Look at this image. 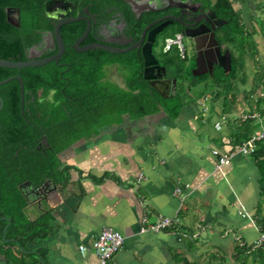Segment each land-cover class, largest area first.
I'll return each instance as SVG.
<instances>
[{
	"label": "crops",
	"instance_id": "0c3cea01",
	"mask_svg": "<svg viewBox=\"0 0 264 264\" xmlns=\"http://www.w3.org/2000/svg\"><path fill=\"white\" fill-rule=\"evenodd\" d=\"M228 1L257 47L250 59L248 77L253 80L264 67V0ZM241 84L230 92L228 104L202 103L201 95L181 102L174 118L162 111L142 119L124 116L128 119L116 133L82 138L60 151L56 161L59 169L69 167V193L56 190L50 202L28 205L29 218L45 215L51 228L29 249L41 248L46 264H98L90 244L105 227L125 238L106 264H235L231 256L237 246L263 248L255 243L264 234L257 223L264 218V205L252 159L236 154L218 168V157L211 153L236 150L235 130L242 127L228 118L233 112L240 122L258 114L251 131L264 128V110L245 100ZM181 184L196 190L181 200L173 194ZM57 185L63 188V182ZM161 217L170 218L172 227L151 231ZM181 230L197 237H183ZM252 254L255 261L259 251Z\"/></svg>",
	"mask_w": 264,
	"mask_h": 264
},
{
	"label": "flooded vegetation",
	"instance_id": "af4514ba",
	"mask_svg": "<svg viewBox=\"0 0 264 264\" xmlns=\"http://www.w3.org/2000/svg\"><path fill=\"white\" fill-rule=\"evenodd\" d=\"M234 13L231 3L228 8L221 0H0V42L18 35L23 44L21 55L1 58L6 53L0 52V59L25 62L58 56L38 66L42 76L53 68L52 88L47 94L42 88L39 94L42 102L55 107L59 120L55 128L60 130L63 116L74 120L86 110L89 124L81 130L86 136L101 137L116 133L124 118L119 111L125 104L138 105L141 91L152 100L159 96V102L168 105L187 101L201 91L203 103H213L208 91L214 96L223 91L235 65L232 31L238 36L242 30L239 39L249 33L242 15L239 20ZM247 46L240 47L245 51L244 67ZM226 53L227 72L221 65H226ZM14 76L21 78L16 73L0 82ZM246 76L243 85L249 80ZM162 84L168 85L166 91ZM159 88L166 98L160 96ZM124 93L132 94L133 101H125ZM24 109L23 105L22 113ZM110 110H117V116L108 125ZM38 118L37 130L43 134L36 150L48 157L55 146L44 134L49 128L45 127L47 117L40 113ZM65 169L69 173L68 166L60 170ZM64 180L63 188L55 182L47 191L69 193V174ZM31 184L32 188L20 190L37 205L41 195L34 196L32 191L42 184Z\"/></svg>",
	"mask_w": 264,
	"mask_h": 264
},
{
	"label": "trees",
	"instance_id": "16d2710c",
	"mask_svg": "<svg viewBox=\"0 0 264 264\" xmlns=\"http://www.w3.org/2000/svg\"><path fill=\"white\" fill-rule=\"evenodd\" d=\"M221 2L230 8L228 0H221ZM234 16L241 20L240 14L234 13ZM241 33L242 30H240ZM249 35L252 33H248ZM252 44L254 46L252 53L253 56H256L258 54L256 44L254 42ZM22 50L23 44L18 35L3 44L0 42V52L6 53L1 58H6L7 55H21ZM52 71L51 67L48 75L42 76L40 67L20 70L0 68V80L12 74H20L24 88L25 108L22 113L19 84L16 80H11L0 86V97L3 100V108L0 111V257L4 259V264H46V254L41 248L36 250L29 248L48 236L51 229L50 221L47 216L40 214L34 219L29 218L26 213L28 203L19 185L24 181L41 185L48 178L54 179L55 182H66L64 178H68L67 169H58L57 154L74 142L89 137L85 135V131L81 130L82 126L89 124L86 110H81L80 115H77L74 120L69 119L67 115L63 116L60 130L55 128L59 122L55 107L53 104H48L49 102H42L39 94V90L42 88H44L45 94L52 88L54 78ZM263 79L264 76H261L259 82ZM124 100L133 101V95L124 93ZM138 100L139 103L135 107L125 104L119 114L132 119H142L162 111L170 118H174L181 107V102L173 106L159 102L161 100L159 96H155V99L152 100L143 91L140 92ZM261 100L259 99V101ZM40 113H44L47 117L48 122L45 127L49 126L44 134L47 135L49 143L55 146L54 153L48 157L36 150V144L43 134L37 130ZM116 113L117 110H110L107 114L108 118L117 116ZM253 120L254 118L245 119L241 124L242 128L238 127L235 130L234 142L236 144H241L249 137L252 132L249 125ZM248 156L252 159L256 169L263 207L264 142L256 143L254 152ZM4 218L10 219L9 225ZM257 223L260 232L264 233L262 232L264 231V218L258 220ZM5 227L7 229L3 234ZM262 247L256 250L251 246H237L231 259L235 264H249L251 254L254 251H259L258 258L254 260L261 261L264 259V245ZM40 258L44 260V263H41Z\"/></svg>",
	"mask_w": 264,
	"mask_h": 264
},
{
	"label": "built area",
	"instance_id": "2783aa9c",
	"mask_svg": "<svg viewBox=\"0 0 264 264\" xmlns=\"http://www.w3.org/2000/svg\"><path fill=\"white\" fill-rule=\"evenodd\" d=\"M246 118H257V115L252 114ZM258 142H264V128L256 129L252 131L249 137L239 144L234 151V153L219 155V152L216 149L211 151L212 155L218 157V168L226 166L230 163L231 158L236 154L250 155L255 150V144ZM142 177L139 176L140 180ZM196 189L195 187L190 186L189 184L176 185L173 190V194L180 197L181 200L184 197L190 195ZM173 223L170 219L161 217L154 226H151L149 229L153 232H162L169 230L172 227ZM180 235L188 238H195L197 235L189 233L187 231H180ZM124 236L117 230L111 227L103 228L97 237L91 242L90 248L94 251L95 255L98 257V264H106L107 261L112 258L123 246ZM256 244H264V234L259 236V239L255 242ZM86 250L85 246H79V251L84 252Z\"/></svg>",
	"mask_w": 264,
	"mask_h": 264
},
{
	"label": "rangeland",
	"instance_id": "374dc122",
	"mask_svg": "<svg viewBox=\"0 0 264 264\" xmlns=\"http://www.w3.org/2000/svg\"><path fill=\"white\" fill-rule=\"evenodd\" d=\"M262 26V23L259 24V28ZM232 31V30H230ZM239 31L240 29L238 30V36H239ZM249 31V30H248ZM232 36H235V49L237 51V54H235V65H234V68H233V71L229 77V79H227L226 81V85H222L223 86V91H219L218 92V95H213V91H208L210 95V99L212 100V102H217V103H220L222 102L223 100H225L228 104V102L230 100H232V94H230L231 91L234 90L235 87H237V84H241L242 88L245 89L247 91V93L245 92L244 93V98L246 97L245 100H247V102L249 104H251L252 107H255L257 106L259 111L261 112V110H264V79L262 80V83L259 82V78L261 76H264V67H262L260 65V67L263 69L262 72L263 74L261 73L260 74V70L256 73V76L253 78V80H251L249 77V73H250V68H251V57L253 56V50H254V46H253V39H252V35H249L247 37H244L242 39H239L237 34L234 35L233 31H232ZM244 43H247V50H248V56L246 58V66L244 67V53L245 51H241L240 47H241V44H244ZM257 48V47H256ZM238 57H236V55H238ZM254 60V58H253ZM255 70H257V67L255 68ZM246 74L249 76V80L243 85V83L247 80V76ZM217 80H219V76L216 78ZM252 86V88H251ZM200 93H202L201 91H199ZM200 93L195 92L193 93L189 99L187 101H183L185 103H188L189 101H195L196 98H198L200 95ZM248 94V95H247ZM214 96V97H213ZM228 98V99H227ZM258 99H262L261 101H259ZM218 100V101H217ZM42 101V100H41ZM259 101V102H258ZM52 102V101H51ZM203 103V101H201ZM210 104V103H209ZM169 105H174L173 103H170ZM211 105V104H210ZM236 109H241V107L237 104L236 105ZM204 110H206L205 108H203L202 106V109H201V112H203ZM236 112H233L231 113L228 118H231L234 120V122H239L240 124H242V122H240V119L238 120V115H235ZM255 114V113H254ZM252 115V114H250ZM258 115V114H256ZM112 118V117H111ZM124 118H127V117H124ZM123 118V120H124ZM128 119V118H127ZM200 119H203V117L201 116ZM261 119V118H260ZM263 119H264V115H263ZM122 120V121H123ZM113 119H109L108 120V124L111 125L110 122H112ZM119 122V120H118ZM256 122V121H255ZM121 123V122H119ZM166 218V217H165ZM170 219V218H168ZM171 220V219H170ZM261 235V234H260ZM253 256H256V254H252L250 256V261H249V264H259L258 261H251V259L253 258ZM227 261L229 262V259H227ZM0 264H4V259L2 257H0Z\"/></svg>",
	"mask_w": 264,
	"mask_h": 264
},
{
	"label": "water",
	"instance_id": "95a60500",
	"mask_svg": "<svg viewBox=\"0 0 264 264\" xmlns=\"http://www.w3.org/2000/svg\"><path fill=\"white\" fill-rule=\"evenodd\" d=\"M112 52H113V50H112ZM225 57H226V65H223V64H221V65L225 68V70H226V72H227V70H229V68H230V64H229V56L227 55V53L224 55V58H225ZM57 59H58V56L53 57V58H49V59H46V60H42V61H34V60H30V61H25V62H13V61H9V60H2V59H0V68H5V69H14V68H16V69L32 68V67H38V66L44 65V64H46L47 62H50V61H52V60H57ZM13 79L17 80V82H18V84H19V91H20V105H21V109H23V105H24V88H23V82H22V79H21L19 76L10 77V78H8V79H5V80L1 81V82H0V86L3 85V84H5V83H7V82H9V81H11V80H13ZM161 86H163V84H162ZM167 89H168V85H164V86H163V90L166 91ZM159 94H160V96H161L162 98H166V97H167L166 94L163 93V92L161 91V88H159ZM2 108H3V100H2L1 97H0V111L2 110ZM43 140L47 143L45 137L43 138ZM60 184H61V183H60ZM49 185H52V186L55 187V181L52 180V179H49V178H48V179H46V180L42 183L41 186L37 187L36 190H33V191H32V193L34 194V196L41 195V199H40V201H39L38 203H36L38 207L40 206L41 202L48 203V202L51 201V199H52V194H50V192L47 191V187H48ZM26 186L32 188V184H31V182H25V183L21 184V185H19V188L22 189V187H26ZM24 197H25V199H26L28 205L34 204L33 202H30V201H29V198H30V197H29L28 194H26ZM4 219H6V221H7V223H8L7 225H9V224H10V219H8V218H4ZM6 229H7V227H5V229H4V231H3V234H5Z\"/></svg>",
	"mask_w": 264,
	"mask_h": 264
}]
</instances>
